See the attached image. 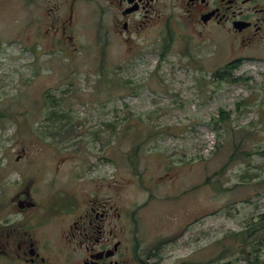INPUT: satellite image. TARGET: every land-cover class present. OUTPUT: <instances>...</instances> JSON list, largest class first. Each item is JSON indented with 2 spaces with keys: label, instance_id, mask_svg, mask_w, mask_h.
I'll return each mask as SVG.
<instances>
[{
  "label": "rangeland",
  "instance_id": "rangeland-1",
  "mask_svg": "<svg viewBox=\"0 0 264 264\" xmlns=\"http://www.w3.org/2000/svg\"><path fill=\"white\" fill-rule=\"evenodd\" d=\"M3 1L0 200L14 195L19 174L39 175L37 196L54 219L37 224L53 249L47 264H61L60 193H75L76 166L96 160L94 177L131 211L138 241L157 254L152 264H264V228H249L264 216V45L235 53L152 27L118 36L113 11L98 17L82 3L63 49L52 46L56 37L20 33L24 14ZM233 61L243 80L217 83L213 73ZM221 110L230 119L216 131ZM58 124L70 128L54 131ZM236 146L243 153L233 160ZM12 211L0 212V225L12 223ZM0 264L20 263L0 255Z\"/></svg>",
  "mask_w": 264,
  "mask_h": 264
},
{
  "label": "flooded vegetation",
  "instance_id": "flooded-vegetation-1",
  "mask_svg": "<svg viewBox=\"0 0 264 264\" xmlns=\"http://www.w3.org/2000/svg\"><path fill=\"white\" fill-rule=\"evenodd\" d=\"M82 3H93L88 7L93 5L98 17L113 11L114 22L118 25V19L122 21L116 30L118 36L125 37L152 27L157 30V36L165 38L175 34L184 41L198 37L201 44L207 41L217 43L215 45L221 43L235 53L264 45V0H8L6 4L18 15L24 14L25 24L20 33L46 36L48 41L56 37L57 42L52 46L66 49V36L73 40L69 35H74L75 26L83 18H80ZM0 8H4L3 0H0ZM38 9L44 13V22L37 20ZM177 24L183 25L186 32ZM188 33L191 37L187 36ZM127 38L130 40L132 36ZM54 113L58 114L57 111ZM68 128L70 126L66 124H58L54 131ZM63 133L55 134V137ZM76 142L81 141H54L56 144ZM97 165L96 160L83 167L76 166V192L66 190L60 193L63 200L59 215L63 225L60 230L61 264H152L156 252L143 248L133 228L131 211L118 207L116 192L107 193L101 181L94 177ZM59 167L56 165V172ZM85 174L93 177L86 181ZM21 176L19 174L21 181L16 184L13 197L6 195L0 200V212L12 209L15 215L10 225H0V228L8 227L7 233L1 237L6 240L0 241V255L14 258L20 264H47L45 254L52 253L53 249L51 243L38 239L37 224L44 225L46 220L54 219L47 212L45 201L40 202L37 196L41 184L39 175L33 173L24 180ZM39 207L38 215L36 210Z\"/></svg>",
  "mask_w": 264,
  "mask_h": 264
},
{
  "label": "trees",
  "instance_id": "trees-1",
  "mask_svg": "<svg viewBox=\"0 0 264 264\" xmlns=\"http://www.w3.org/2000/svg\"><path fill=\"white\" fill-rule=\"evenodd\" d=\"M169 49H170V43L168 42L164 46V52H167ZM239 66H240L239 61L228 63L224 68L213 73L214 80L217 81V83L224 82V83H229V84H239L243 80V78L234 76L235 71L239 68ZM50 99L51 98H49V102L51 101ZM58 102L59 101H57V99L52 98L51 107L53 108L56 107ZM56 116L58 117V114ZM229 119H230V113L225 112L224 110H221L217 118L216 117L212 118L211 126L216 131H219V128H222L223 124H225ZM220 125L222 127H220ZM242 153L243 152H241L240 147L236 146L233 152V155H232L233 160L239 159V156H241ZM258 153L261 155H264V150ZM245 156H249V154L245 153ZM249 228H254V230L263 229L264 228V216L262 217V220L259 221V223H253L250 225ZM235 236H237V234Z\"/></svg>",
  "mask_w": 264,
  "mask_h": 264
}]
</instances>
